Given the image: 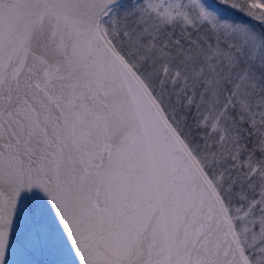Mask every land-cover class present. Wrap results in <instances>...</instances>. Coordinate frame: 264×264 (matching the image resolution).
I'll use <instances>...</instances> for the list:
<instances>
[{
    "label": "snow or ice",
    "instance_id": "6c2138e0",
    "mask_svg": "<svg viewBox=\"0 0 264 264\" xmlns=\"http://www.w3.org/2000/svg\"><path fill=\"white\" fill-rule=\"evenodd\" d=\"M0 264H264V0H0Z\"/></svg>",
    "mask_w": 264,
    "mask_h": 264
}]
</instances>
